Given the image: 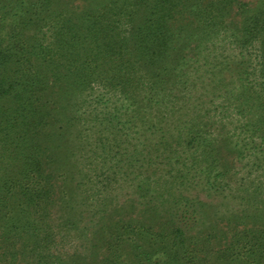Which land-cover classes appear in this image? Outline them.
I'll return each mask as SVG.
<instances>
[{"label":"rangeland","instance_id":"374dc122","mask_svg":"<svg viewBox=\"0 0 264 264\" xmlns=\"http://www.w3.org/2000/svg\"><path fill=\"white\" fill-rule=\"evenodd\" d=\"M109 1L117 0H0V66L41 78L35 106L47 112L35 137L37 179L20 174L22 149L3 141L0 128V184L7 176L16 190L41 191L29 205L19 194L3 201L0 190V252L15 253L11 264H139L144 254L154 264H264V137L250 136L238 108L242 68L259 69L260 40L237 36L243 11L264 1L233 0L221 16L211 11V34L187 16L171 74L162 77L167 108L151 104L140 118L127 114L106 126L99 119L119 94L69 88L68 61L75 53L69 27L84 36V54L88 22ZM99 95L109 103L94 104ZM206 138L217 158L210 178L191 155Z\"/></svg>","mask_w":264,"mask_h":264},{"label":"trees","instance_id":"16d2710c","mask_svg":"<svg viewBox=\"0 0 264 264\" xmlns=\"http://www.w3.org/2000/svg\"><path fill=\"white\" fill-rule=\"evenodd\" d=\"M231 1L233 0L109 1L110 7L107 11L95 19L91 16L88 22L89 30L86 36H90L92 40L86 44L84 54L79 52L82 50L80 46L83 44L81 42L84 36L79 34L80 31L69 27V43L75 50L72 56L73 61H68L69 88H76L83 93L95 91L96 88L103 90L107 88L108 91L114 92V98L116 93L119 94L115 102L112 99L110 103V97H106V100L105 97L99 98L101 95L93 98L94 104L102 103L104 106L105 103L106 105L109 103L107 106L110 107V112L105 113L104 118L101 119H99L100 114H97V118L94 119V123L98 119L103 122L108 119L106 126L113 123L120 124V120H123L127 114L140 118L141 108L151 107V104L158 109L167 108V103L159 92L163 83L162 77H168L171 74L168 61H173L176 44L183 35L181 32L184 30V19L191 16L190 22L197 20L203 34H211L216 31L213 21L215 15H211V11H214V14L217 11L216 15L221 16ZM260 6L258 10L248 15L243 11L241 34L237 35L242 36L247 44L259 39V58L261 59L259 69L252 71L249 67L242 68L246 77H240L244 88L238 98L240 103L238 108L240 113L245 114L246 122L243 126L248 127L250 136L258 133L264 137V2ZM122 25H124V31L121 30ZM122 55L125 59L120 61ZM81 56L85 57L84 61ZM108 58L116 61H106ZM0 60L2 65L4 57L0 56ZM51 64L56 65L54 62ZM0 70H2L0 71L2 140L7 143L8 139H12L15 141L13 146L18 151L19 148L22 149V163L20 159L15 158L20 161V174L26 179L30 175L36 176L37 179L40 162L36 155L40 146L35 137L39 128L45 124L47 112L44 108L35 106V100L37 93L45 87L44 82L23 69L8 68L3 72V67L0 66ZM249 73L256 79L249 81ZM146 93L149 94L148 99ZM137 96H143L146 101L137 100ZM81 101L84 103L83 99ZM6 102L10 104L8 107ZM113 112H115L114 116H112ZM119 112L122 113L119 115ZM95 124L103 123L97 121ZM16 126L21 127L15 129ZM13 134L17 136L11 138ZM193 140L195 141L194 135H190L187 142L191 143ZM198 144L197 146L194 144L191 155L194 156L195 164L201 163L200 173L210 178L211 174H214V165L217 162V158L214 157L215 146H212L213 141L210 138ZM236 149L241 150L240 147ZM18 154L17 152L16 155ZM0 159H4L3 152H0ZM9 159L14 161L11 157ZM8 165H11L9 161ZM19 185L11 177H4L0 184V190H3L5 194L3 201H8L17 194L21 196L23 203L29 205H36L38 199L41 200V191L37 190L36 193L35 190L31 191L23 187L16 190L15 186ZM16 201L21 203L20 198ZM182 206L181 212H187V206ZM177 233L183 236L181 229H178ZM0 249L2 250L1 246ZM151 260L149 254H144L139 264H154ZM14 261V252H0V263L11 264Z\"/></svg>","mask_w":264,"mask_h":264}]
</instances>
